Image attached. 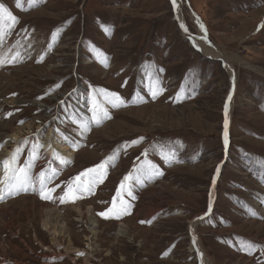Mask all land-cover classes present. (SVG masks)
<instances>
[{
    "label": "rangeland",
    "instance_id": "rangeland-1",
    "mask_svg": "<svg viewBox=\"0 0 264 264\" xmlns=\"http://www.w3.org/2000/svg\"><path fill=\"white\" fill-rule=\"evenodd\" d=\"M182 1L191 34L264 72V0ZM0 3L18 20L0 13V177L13 154V168L34 161L29 190L0 201L3 264H200L190 226L205 215L196 232L211 264H264V74L235 65L228 102V70L185 39L172 0ZM94 99L110 118L93 119ZM58 130L76 144L63 167L45 150ZM149 164L152 176L142 173ZM54 208L67 230L59 244L43 227Z\"/></svg>",
    "mask_w": 264,
    "mask_h": 264
},
{
    "label": "bare ground",
    "instance_id": "bare-ground-1",
    "mask_svg": "<svg viewBox=\"0 0 264 264\" xmlns=\"http://www.w3.org/2000/svg\"><path fill=\"white\" fill-rule=\"evenodd\" d=\"M183 8H184V4L182 0H176V6L174 7L175 9V14H176V18L179 22V26L181 28V32L184 35L185 39L188 40L191 43V46L194 47L195 49H197V51H199L201 54L204 55V57L208 58H215V59H219L222 60V62L224 63L225 68L228 70L230 77H231V91L229 96H231V100H229L228 97V102H232L234 95L237 91V87H238V76L236 74L235 71V65H239L241 67L250 69L252 71H255L257 73L260 74H264V72L258 68H256L255 66L246 64L244 61L242 60H238V59H229L226 58L222 53V51L219 49V47L215 46L214 44L210 43L206 37L204 36V34L201 32L200 29H198V35H193L191 34V32L187 29L186 27V23L184 20V13H183ZM222 52V53H220ZM235 99V98H234ZM230 104V103H229ZM229 125H230V120L228 121V127H227V133H228V144L230 142V137H229ZM225 134V132H224ZM56 146L55 148L52 147V144L50 145V143L48 145H45V150L47 151V155L50 156L52 161V165L54 167L55 163L59 166V167H63L68 163L72 162V158H74L75 156V148H76V144H73L71 142L68 141V136L66 134H64L63 132H61L60 130H58L57 132V139H56ZM224 143H225V135H224ZM228 147V146H227ZM11 165L12 163L14 164V166H17V158L15 159V161H10ZM41 163L39 162L38 166L40 168ZM18 167V166H17ZM13 173H9V176L11 177ZM218 175L219 172L217 173V176H215V179H218ZM5 180V173L3 170V175L0 177V181ZM14 180H9L8 183H13ZM25 187L29 190L30 185L26 184ZM0 188L4 189L3 192V199L9 198L13 195L9 194L8 189L5 187V185L3 183H0ZM20 191H25V190H20ZM19 191V192H20ZM216 191H215V187L212 188L211 191V204H210V210H209V214L211 213L212 210V204L213 202L216 200ZM81 204H83V202H81ZM42 207H45V205H42ZM74 211L77 212L79 217H82L83 211L81 209L80 206H76L74 207ZM94 208L93 207H89L88 211L86 212V214L89 217V225L88 228L89 230L92 232L93 236H95L97 234V221L95 219L94 216ZM62 211L60 209L54 208V209H50L45 211V219L43 220V227L53 235V242L56 244H59L60 242V238H63L66 236L67 234V230L65 227V224L63 222V218H62ZM206 217V215H205ZM205 217L203 216L201 219L200 218H196L195 221H193L191 223V235H192V240H193V246L192 249L197 251V255H198V260L200 264H211L210 260L208 259L205 251L202 248L201 245V241L199 239V236L196 232L197 226L198 224L205 219ZM128 235V229L124 226L121 225V229L118 231L117 236L118 237H125ZM67 253L69 255V253H73V254H77L80 252L79 250L74 249V251H71L69 248L66 249ZM5 259H1L0 260V264L5 263ZM88 262V260H87Z\"/></svg>",
    "mask_w": 264,
    "mask_h": 264
},
{
    "label": "snow or ice",
    "instance_id": "snow-or-ice-1",
    "mask_svg": "<svg viewBox=\"0 0 264 264\" xmlns=\"http://www.w3.org/2000/svg\"><path fill=\"white\" fill-rule=\"evenodd\" d=\"M173 6H176V0H172ZM0 13H4L7 15L8 19H10L13 23H18V20L15 16L12 15V13L5 7V5L3 3H0ZM3 16H0V20H3ZM5 61L0 59V64H3ZM10 63H14L15 59L13 58L12 61H9ZM153 95H155V93H153ZM116 100H120V103L123 104V100H121L119 97H115ZM229 100H231V96H229ZM63 103V102H62ZM106 103H113V99L109 98ZM227 104L225 105V147L227 148L228 146V133H227V127H228V120H227ZM92 111H93V119L94 120H99L102 117L103 118H110L108 116L107 111L101 107V105L99 104L97 99L93 100V107H92ZM21 123H23V121H21ZM20 149H17V152H19ZM16 159V155L13 154L11 160L14 162ZM3 166H4V173H5V180L0 181V183H3L5 185V187L8 189L9 194L11 195H16L19 193L20 190H27V188L25 187L26 184H31V177H30V170L31 168L34 166V161L32 159L27 161L26 166H22L18 169L11 167V163L9 160H4L3 162ZM104 167V162H101L100 164L96 165L94 169H86L84 172H81L77 177H74V180H81V177H86L89 173H94L96 169H102ZM157 169L155 168V166L149 164L148 167H142V173L146 176H152L154 174L157 173ZM217 171H219V168L217 169ZM13 173V177H14V182L13 183H8L9 180H12L13 177L9 176V173ZM162 174V173H160ZM40 195L42 199H48L49 196L46 195V183L50 182L51 178H49L48 181H45L44 177H45V172L41 171L40 172ZM100 173L96 172L95 175L89 176L88 177V182L89 184H94L97 180L98 177H100ZM129 177L125 176L124 180H128ZM262 179H264V177H262ZM79 187V185H78ZM124 187L123 182H121V189ZM89 191H91V188L89 187L88 189ZM48 191H52L51 189H49ZM3 192L4 189L0 188V201L3 200L4 196H3ZM72 192L71 189L65 193V196H71ZM129 195H131V193L129 192ZM122 192L120 189L117 190L116 192V196L114 197V200H121L122 201ZM61 202H64V197H61ZM108 212H112V209H108ZM108 212H100L98 213V215H100L101 217L104 218H108ZM252 215H255V212L251 213ZM252 247H254V245H252ZM80 255H83L82 253H80Z\"/></svg>",
    "mask_w": 264,
    "mask_h": 264
},
{
    "label": "water",
    "instance_id": "water-1",
    "mask_svg": "<svg viewBox=\"0 0 264 264\" xmlns=\"http://www.w3.org/2000/svg\"><path fill=\"white\" fill-rule=\"evenodd\" d=\"M208 215V214H207Z\"/></svg>",
    "mask_w": 264,
    "mask_h": 264
}]
</instances>
